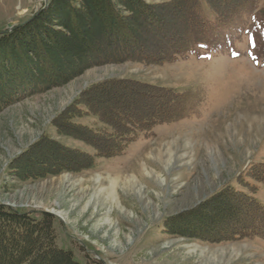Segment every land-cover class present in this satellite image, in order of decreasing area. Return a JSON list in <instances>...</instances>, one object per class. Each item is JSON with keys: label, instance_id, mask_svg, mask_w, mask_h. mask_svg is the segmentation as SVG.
Listing matches in <instances>:
<instances>
[{"label": "rangeland", "instance_id": "obj_1", "mask_svg": "<svg viewBox=\"0 0 264 264\" xmlns=\"http://www.w3.org/2000/svg\"><path fill=\"white\" fill-rule=\"evenodd\" d=\"M48 2L0 0V32L32 19ZM213 40L171 63L91 65L60 86L6 106L0 111V205L54 215L58 246L81 264H264L262 236L219 243L193 237H216L224 213L209 228L179 220L221 193L226 199L233 191L248 194L264 205V184L251 177L264 170V0L232 18ZM70 59L66 63L78 64ZM117 79L180 94L182 113L138 134L123 155L96 158L91 168L80 169L86 159H62L49 145L95 155L74 133L61 131V116L77 98H88L107 116L152 103L147 92L129 86L85 93ZM94 119L74 121L102 128ZM114 177L115 202L107 204ZM127 179L137 183L138 194L126 189Z\"/></svg>", "mask_w": 264, "mask_h": 264}, {"label": "trees", "instance_id": "obj_2", "mask_svg": "<svg viewBox=\"0 0 264 264\" xmlns=\"http://www.w3.org/2000/svg\"><path fill=\"white\" fill-rule=\"evenodd\" d=\"M257 1L49 0L32 19L13 30L0 32V111L60 86L74 73L98 63L131 61L159 65L175 62L207 44L206 41L213 43L216 34L232 18ZM205 5L214 15L212 19L204 11ZM100 54L97 59L85 61ZM70 57L78 64L66 63L70 62ZM118 86L147 92L152 101L149 109L118 115L108 112L107 116L103 108H97L88 98L80 96L62 114L65 129L61 131L74 133L77 139L95 149V155L78 153L55 142H49L52 146L49 147L57 149L62 159L84 158L85 164L80 169L91 168L94 159L123 155L138 134L170 123L182 113L179 105L183 96L140 81H105L90 86L85 93ZM86 116L95 118L103 127L94 128L74 121ZM80 131H85V135H80ZM251 177L264 184V170L252 173ZM223 194L205 202L199 212L181 215L179 220L184 225L200 223L209 228L218 223L220 213L225 214L226 219L220 217V225L215 227L220 230L216 231V237L212 232L193 237L214 243L264 237V205L248 194L225 192L227 199ZM212 207L216 212L211 211ZM54 223L55 216L50 213L34 215L0 205V264H81L71 251L58 246Z\"/></svg>", "mask_w": 264, "mask_h": 264}, {"label": "bare ground", "instance_id": "obj_3", "mask_svg": "<svg viewBox=\"0 0 264 264\" xmlns=\"http://www.w3.org/2000/svg\"><path fill=\"white\" fill-rule=\"evenodd\" d=\"M110 181H109V186H108V191H109V193H108V196H109V198H110V200L108 201V203L107 204H109L110 202H111V204H113L114 202H115V199L112 197V195L113 194H115V191H116V187H117V185H118V178H110L109 179ZM124 185L126 186V189L129 191V192H133L134 193V191L137 193V191L139 192V191H141L140 189H138V187H137V183L134 181V180H132V179H130V180H126L125 182H124ZM124 187V186H123ZM123 189V188H122ZM128 192V193H129ZM138 194V193H137ZM105 195V194H104ZM107 198V197H106ZM108 200V199H107ZM106 203V202H105ZM107 219H109V218H107ZM106 219V221L107 222H105V223H102V224H100V227H103V225H106L108 222H109V220H107ZM216 262V261H215Z\"/></svg>", "mask_w": 264, "mask_h": 264}, {"label": "water", "instance_id": "obj_4", "mask_svg": "<svg viewBox=\"0 0 264 264\" xmlns=\"http://www.w3.org/2000/svg\"><path fill=\"white\" fill-rule=\"evenodd\" d=\"M11 27H12V24L10 23V24H9V28H11Z\"/></svg>", "mask_w": 264, "mask_h": 264}, {"label": "built area", "instance_id": "obj_5", "mask_svg": "<svg viewBox=\"0 0 264 264\" xmlns=\"http://www.w3.org/2000/svg\"><path fill=\"white\" fill-rule=\"evenodd\" d=\"M13 208H16V207H13Z\"/></svg>", "mask_w": 264, "mask_h": 264}]
</instances>
